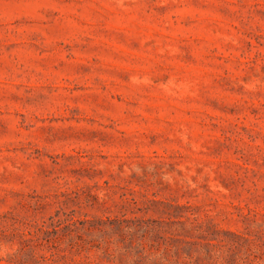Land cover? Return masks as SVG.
I'll return each mask as SVG.
<instances>
[{"label":"rangeland","instance_id":"obj_1","mask_svg":"<svg viewBox=\"0 0 264 264\" xmlns=\"http://www.w3.org/2000/svg\"><path fill=\"white\" fill-rule=\"evenodd\" d=\"M0 264H264V0H0Z\"/></svg>","mask_w":264,"mask_h":264}]
</instances>
